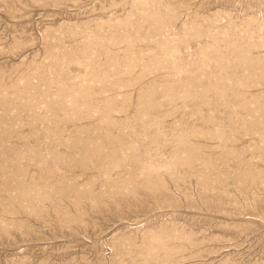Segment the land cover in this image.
<instances>
[{
	"label": "rangeland",
	"instance_id": "obj_1",
	"mask_svg": "<svg viewBox=\"0 0 264 264\" xmlns=\"http://www.w3.org/2000/svg\"><path fill=\"white\" fill-rule=\"evenodd\" d=\"M0 264H264V0H0Z\"/></svg>",
	"mask_w": 264,
	"mask_h": 264
}]
</instances>
